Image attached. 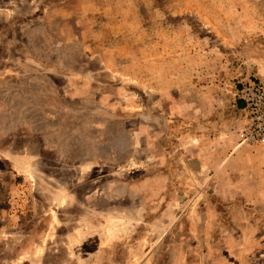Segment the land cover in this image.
<instances>
[{
    "label": "rangeland",
    "instance_id": "1",
    "mask_svg": "<svg viewBox=\"0 0 264 264\" xmlns=\"http://www.w3.org/2000/svg\"><path fill=\"white\" fill-rule=\"evenodd\" d=\"M264 0H0V264H264Z\"/></svg>",
    "mask_w": 264,
    "mask_h": 264
},
{
    "label": "built area",
    "instance_id": "2",
    "mask_svg": "<svg viewBox=\"0 0 264 264\" xmlns=\"http://www.w3.org/2000/svg\"><path fill=\"white\" fill-rule=\"evenodd\" d=\"M240 96L253 114L255 127L249 138L264 141V82H249L242 86Z\"/></svg>",
    "mask_w": 264,
    "mask_h": 264
}]
</instances>
